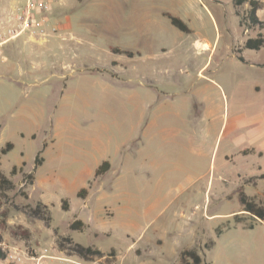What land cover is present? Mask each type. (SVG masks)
Segmentation results:
<instances>
[{
    "label": "rangeland",
    "instance_id": "1",
    "mask_svg": "<svg viewBox=\"0 0 264 264\" xmlns=\"http://www.w3.org/2000/svg\"><path fill=\"white\" fill-rule=\"evenodd\" d=\"M18 1L0 0V21ZM48 1L50 7L37 17H48L55 7L57 16L69 19L68 39L62 41L56 35L54 42L35 45V52L21 56L18 64L23 71L16 81L0 76V151L7 142L15 145L0 158V171L15 185L6 191L0 189L3 250L7 253L19 248L30 256L46 254L40 264H71L52 255L88 264H176L183 250L196 248L205 264H264V221L244 211L240 202L241 191L257 203L264 202V182L257 178L264 173V156L238 153L251 143V138L244 139L242 134L264 127V46L245 49V61L234 52L247 38L264 34V28L247 30L240 25L249 5L237 7L233 0ZM163 9L192 16L196 30L216 44L214 53L210 49L196 57L181 53L162 63L177 70L207 65L205 75L223 88L214 90L213 97L216 105L227 111L223 117L229 120V128L218 136L213 157L199 156L196 162H158L156 169L151 162H127V168L123 162L121 181L116 182V172L107 171L101 179L93 177L88 182L87 187H93L90 197L79 198L75 188L84 187L85 175L90 171L95 174L103 162H91V143L76 137L83 131H96L94 123L100 120L112 124L113 129L121 126V133L127 128V56L113 53L112 48L126 49L136 41L126 37L127 20L152 23L163 16ZM259 17L264 20V4ZM72 34L81 42L71 41ZM4 60L1 55L3 73ZM115 60L123 65L114 64ZM183 74V88L194 83L193 75L187 77L185 70ZM166 79L160 82V89L182 88ZM205 83L197 84L196 89ZM197 108L199 111L201 105ZM238 114L242 116L235 118ZM53 119H64L66 132L56 148L44 150ZM236 123L241 126L238 136L232 132ZM214 130L211 138L216 141ZM35 131L38 136L33 139ZM200 133L199 139L203 136ZM39 154L46 156V161L36 168ZM225 155L230 157L227 163ZM33 172L35 180L29 184L26 175ZM64 199L69 201L70 210L62 208ZM40 201L50 211L43 208L36 213ZM77 219L89 225L83 221L86 225L82 230L71 229ZM211 240L215 245L208 249L206 244ZM76 243L94 246L104 256L71 255Z\"/></svg>",
    "mask_w": 264,
    "mask_h": 264
},
{
    "label": "crops",
    "instance_id": "2",
    "mask_svg": "<svg viewBox=\"0 0 264 264\" xmlns=\"http://www.w3.org/2000/svg\"><path fill=\"white\" fill-rule=\"evenodd\" d=\"M260 1L263 7L264 1ZM260 9L257 11L258 17ZM54 10L55 7L52 8L51 15L43 18L47 30L45 37H35L25 33L0 47V54L5 58L2 63H6V66L3 67L5 71L4 73L0 72V76H7L10 80L16 81L18 77L22 76L23 69L21 64H18L21 56L35 52V45L52 43L56 35L62 41L68 39L69 19L63 20L54 13ZM237 12L236 9V14ZM166 13L180 18L188 26L190 32L181 31L174 26L165 15ZM161 14L163 16L156 18L152 23L148 20L150 24L145 20H135V18L126 22L125 34L127 39L136 41L131 47L124 49L132 52L133 56L117 54L127 56L124 61L127 70L126 108L128 123L124 133H121V126L113 129L112 124L100 120L94 123L96 131H83L76 137L81 141L91 143L90 151H93L91 162H110L111 167L108 172L114 171L117 173L116 182L121 181L119 179L122 175L119 170H123V162H126V168L127 162L128 164H130L129 162H151L150 166L156 169L159 165L158 162H190L192 160L196 162L199 156L209 157L211 155L213 157L218 136L222 131L225 134L229 128V120L226 121V118L223 117L225 113L227 114V111L223 110L222 105H216L213 97L214 90L223 88L213 77L205 75L204 68L207 65L197 70L196 67L190 68L191 66L177 70L174 65L162 63L166 58L181 53L193 54L195 57L198 53L208 49L211 50V53H214L216 44L205 37L201 30L199 32L196 30L197 24L192 20V16L181 15L175 11L165 9L161 10ZM259 19L264 21L260 17ZM69 39L81 42V38L73 34ZM245 41L242 45L235 46L234 52L236 48H243ZM244 50H242V54ZM115 62L117 65H123L119 60H115ZM64 69L65 65L61 70ZM184 70L187 77H191V75L195 77V79L191 78L194 83H189L185 88H183L182 82ZM60 74L62 77L65 76L64 72H60ZM89 75L99 77L102 74L89 73ZM164 78H167L166 81L169 80L168 83L177 84L182 88L177 91L160 89V82ZM105 81L112 82L110 79ZM205 81L206 83L201 88L196 89L197 84H202ZM87 99L85 102L89 103L90 101L87 102ZM113 99L117 100L118 98L115 95ZM198 104L201 105L199 111H197ZM241 116V114H238L235 118ZM256 124L259 125L258 122ZM64 127H66L64 119L52 120L47 139L44 141V150L56 148L58 140L66 132ZM239 127H241L240 123H236L232 130L237 136L241 134ZM199 129H201V133ZM213 129H215L214 133H218L216 141L211 138ZM252 131L248 134H242L244 139L246 137L251 138V143H247L248 146L242 147L238 153L243 154L242 150L249 148L255 150L251 154L263 157L264 127H257ZM199 133L203 134L201 139H199ZM31 136L35 139L38 133L35 131ZM72 138L74 139L75 136ZM42 157L43 162H45L46 156ZM224 157L227 163L230 157L229 155ZM99 166L96 167L95 172ZM93 177L101 179L103 175L96 177V173L90 171L85 175L84 181L87 180V182L83 183L84 187L81 189L88 188V182L90 184ZM261 181L264 182V179H261ZM75 189L78 195L81 189ZM91 193L93 194V187L88 188L86 198L90 197ZM84 222L89 225L88 222ZM61 253L63 254V252ZM50 257L63 259L71 262V264H88L70 261L62 255H52ZM45 258L47 256L43 259ZM0 264L5 263L0 260ZM33 264L35 263L33 262Z\"/></svg>",
    "mask_w": 264,
    "mask_h": 264
},
{
    "label": "trees",
    "instance_id": "3",
    "mask_svg": "<svg viewBox=\"0 0 264 264\" xmlns=\"http://www.w3.org/2000/svg\"><path fill=\"white\" fill-rule=\"evenodd\" d=\"M235 6L239 7L242 6L246 3L249 4L248 11L244 13L240 20V25L241 26H246L245 29H256V28H264V21H261L257 15L258 9L262 7V2L260 0H233ZM172 22L174 26H176L178 29L184 32H190V29L188 26L178 17L173 16L169 13L165 14ZM237 15H240V12H237ZM264 46V34L262 32H259L256 37H249L246 39L243 48H236L235 53L238 54V58L242 61H245V58L242 55V50L243 49H253V50H260ZM113 53L115 54H126L129 56H133L134 54L130 51L118 48V47H113L112 48ZM116 64V62H114ZM14 148V143L13 142H7L5 147H3L0 151V158L2 154H7L9 151H11ZM254 149H249V148H244L242 150V153L244 155H248L251 153H254ZM261 155V153H260ZM43 163V157L39 154L36 157L35 160V167L37 168L39 165ZM25 164V162H24ZM111 167L110 162L105 161L103 162L99 168L96 171V177L104 174L107 172ZM17 170V166H14L12 169V173L15 174ZM27 181L29 184H33L35 180V174L30 173L26 175ZM264 179V174L261 176L257 177ZM14 184L12 180L2 173L0 171V189L1 191H6L9 189L14 188ZM88 190L87 188H83L79 191L78 197L79 198H85L87 196ZM240 202L243 206V210L250 213L254 218L260 219L264 221V202L262 203H257L254 200H251L249 196L244 192H240ZM45 208L46 210L50 211L48 205L44 204L43 202H38L35 211L36 213L42 212V209ZM62 208L64 210H70V204L67 199H64L62 201ZM85 223L82 220H75L71 224V229L73 230H82L85 227ZM252 227V226H251ZM218 235H220L221 231L217 232ZM65 241L69 242L70 244L73 243L72 239L69 237L64 238ZM2 240L0 238V259H5L6 258V252L3 250L1 246ZM215 245V241L211 240L206 244V248L210 249ZM60 249L61 251L64 250V246L62 243H60ZM73 251L71 255H78L79 257L82 258H89V257H103L104 252H102L100 249L94 247V246H84L82 244L76 243L74 244ZM176 264H205V260L203 256L199 253V251L196 248L192 249H185L180 253V262ZM210 264V263H207Z\"/></svg>",
    "mask_w": 264,
    "mask_h": 264
},
{
    "label": "built area",
    "instance_id": "4",
    "mask_svg": "<svg viewBox=\"0 0 264 264\" xmlns=\"http://www.w3.org/2000/svg\"><path fill=\"white\" fill-rule=\"evenodd\" d=\"M49 3L48 0H19L14 10L0 21V47L25 33L45 37V22L43 18L37 17V13L48 9ZM45 256H30L19 248H13L6 253L5 259L0 260L5 264H40Z\"/></svg>",
    "mask_w": 264,
    "mask_h": 264
}]
</instances>
